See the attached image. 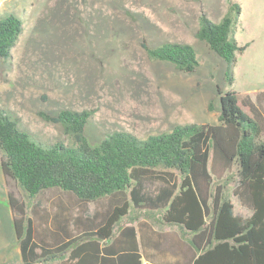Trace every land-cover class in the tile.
<instances>
[{
    "label": "trees",
    "instance_id": "1",
    "mask_svg": "<svg viewBox=\"0 0 264 264\" xmlns=\"http://www.w3.org/2000/svg\"><path fill=\"white\" fill-rule=\"evenodd\" d=\"M227 1L218 21L200 15L195 38L226 61L231 84L248 43L235 38L240 6ZM22 30L14 15L0 18V58L10 56ZM142 46L150 60L178 71L198 66L187 42ZM218 102L216 123H177L145 138L115 130L97 145L84 133L95 109L38 111L64 134L43 144L19 129L18 115L0 108L2 173L30 199L47 188L56 193L38 227L24 201L9 194L21 264H264V119L245 93L218 89ZM233 167L231 194L246 216L235 212L227 190L232 174L224 175ZM163 226L176 227L180 238L167 240Z\"/></svg>",
    "mask_w": 264,
    "mask_h": 264
},
{
    "label": "rangeland",
    "instance_id": "2",
    "mask_svg": "<svg viewBox=\"0 0 264 264\" xmlns=\"http://www.w3.org/2000/svg\"><path fill=\"white\" fill-rule=\"evenodd\" d=\"M232 1L240 6L235 38L248 46L236 57L230 84L226 61L195 38L200 15L218 21L227 0H0V18L12 14L23 28L10 56L0 58V108L18 115L19 129L43 144L64 134L59 124L42 121L40 110L95 109L84 133L97 145L115 130L145 138L177 123H216L218 89L245 93L264 119V0ZM165 41L194 47L193 72L150 60L142 43ZM234 172L224 175L232 174L227 190L235 212L246 216L250 211L231 194ZM48 189L25 197L0 168V264H21L9 194L24 201L38 227L55 204L56 193Z\"/></svg>",
    "mask_w": 264,
    "mask_h": 264
},
{
    "label": "crops",
    "instance_id": "3",
    "mask_svg": "<svg viewBox=\"0 0 264 264\" xmlns=\"http://www.w3.org/2000/svg\"><path fill=\"white\" fill-rule=\"evenodd\" d=\"M145 221H147V222H149L150 224H152V222L149 220H145ZM134 224L136 225L137 223H136V221L134 222ZM153 225V224H152ZM151 228L152 229H157L158 228V226H156V225H153V226H151ZM161 230H162V232L164 233V236H165V238L167 239V240H172V239H176V238H180L179 237V235L177 234V232H176V227H162L161 228ZM171 255H168V258L170 259L171 257H170ZM153 264L151 261L149 262V261H147V260H145L144 258H143V264Z\"/></svg>",
    "mask_w": 264,
    "mask_h": 264
}]
</instances>
